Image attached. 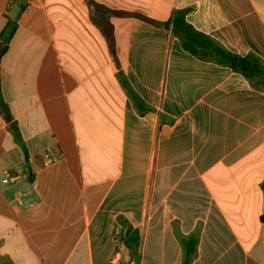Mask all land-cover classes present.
Instances as JSON below:
<instances>
[{
	"label": "crops",
	"instance_id": "crops-1",
	"mask_svg": "<svg viewBox=\"0 0 264 264\" xmlns=\"http://www.w3.org/2000/svg\"><path fill=\"white\" fill-rule=\"evenodd\" d=\"M177 11L264 65V0H0V264H182L180 235L264 264V89L183 49Z\"/></svg>",
	"mask_w": 264,
	"mask_h": 264
},
{
	"label": "trees",
	"instance_id": "trees-1",
	"mask_svg": "<svg viewBox=\"0 0 264 264\" xmlns=\"http://www.w3.org/2000/svg\"><path fill=\"white\" fill-rule=\"evenodd\" d=\"M27 1V0H22ZM118 15H135L141 17L147 21L153 22L149 18H146L139 14H128L125 12H115ZM185 11H177L172 19L165 23L170 27L173 34L180 40V43L186 51L190 52L195 57L202 60L214 61L219 65L230 67L233 71L241 73L251 82L256 84L257 87L264 89V65L254 57H240L236 54L228 52L217 42L207 37L203 33L198 32L190 25L185 18ZM17 19L8 20L4 30L0 34V61L2 56L8 50L10 41L12 40L14 33L17 29ZM106 36L110 45L111 53L116 60V48L115 39L113 33V27L110 23L105 26ZM124 87L129 91V94L134 99L136 104L142 108V104L138 97L134 94L127 79L123 74H120ZM13 133L16 141H20V137L16 127H13ZM262 191L264 195V181L262 182ZM260 221L264 223V211L260 217ZM137 234V233H136ZM128 247L131 249L134 256H137L135 247L139 245V238L132 234L125 239ZM180 242L183 246L184 260L182 264H191L192 257L196 252L197 237L195 235L182 236L180 235Z\"/></svg>",
	"mask_w": 264,
	"mask_h": 264
},
{
	"label": "built area",
	"instance_id": "built-area-1",
	"mask_svg": "<svg viewBox=\"0 0 264 264\" xmlns=\"http://www.w3.org/2000/svg\"><path fill=\"white\" fill-rule=\"evenodd\" d=\"M43 158L45 164H50L56 160V158L53 157L48 151L43 152ZM22 177L23 174L21 172L5 170L0 174V182L4 185L14 184L17 183Z\"/></svg>",
	"mask_w": 264,
	"mask_h": 264
}]
</instances>
